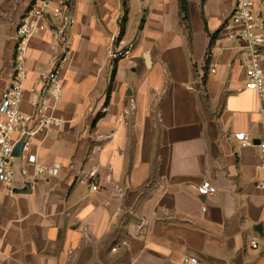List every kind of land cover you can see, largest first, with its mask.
<instances>
[{
    "label": "crops",
    "instance_id": "obj_1",
    "mask_svg": "<svg viewBox=\"0 0 264 264\" xmlns=\"http://www.w3.org/2000/svg\"><path fill=\"white\" fill-rule=\"evenodd\" d=\"M30 1L0 0V96ZM63 1L75 48L54 104L62 125L0 184V264H264V96L246 88V44L222 32L235 0H186V20L178 0H128L121 37L122 0ZM51 42H29L28 89ZM204 182L214 195L198 194Z\"/></svg>",
    "mask_w": 264,
    "mask_h": 264
},
{
    "label": "built area",
    "instance_id": "obj_2",
    "mask_svg": "<svg viewBox=\"0 0 264 264\" xmlns=\"http://www.w3.org/2000/svg\"><path fill=\"white\" fill-rule=\"evenodd\" d=\"M74 23L63 0H31L15 29L12 78L0 96V184L10 186L15 179L12 153L18 143L22 141L20 160L36 165V156L31 153L36 137L62 125V121L54 115V104L62 100L64 95L62 73L75 48V35L72 33ZM46 31L52 33L48 72L38 78L34 87L28 89L31 82L29 42L37 34ZM222 32L229 41H242L246 44V88L263 97L264 0H235L234 10L223 25ZM122 56L119 53L114 57L118 59ZM215 68L213 66L212 73H215ZM27 92L30 98L26 102ZM24 104L28 105L29 112L24 111ZM236 139L244 148L251 146L245 133L237 134ZM258 149L260 161L257 187L264 193V139L259 142ZM20 171L22 176L26 174L25 170ZM42 173L43 170L36 167L35 174ZM91 187L97 188L95 185ZM197 191L203 197L216 193V189L208 182H204ZM251 246L256 249L258 244L253 241ZM182 264L202 263L195 257L186 256Z\"/></svg>",
    "mask_w": 264,
    "mask_h": 264
},
{
    "label": "trees",
    "instance_id": "obj_3",
    "mask_svg": "<svg viewBox=\"0 0 264 264\" xmlns=\"http://www.w3.org/2000/svg\"><path fill=\"white\" fill-rule=\"evenodd\" d=\"M179 4H180V11L181 14L183 15V20H186L188 17V6H187V1L186 0H178ZM127 2L128 0H123L122 1V6L123 9L125 10V15H127ZM124 21L126 22V16L124 18ZM124 32V27L121 28V35ZM98 118H100V115L98 116Z\"/></svg>",
    "mask_w": 264,
    "mask_h": 264
},
{
    "label": "water",
    "instance_id": "obj_4",
    "mask_svg": "<svg viewBox=\"0 0 264 264\" xmlns=\"http://www.w3.org/2000/svg\"><path fill=\"white\" fill-rule=\"evenodd\" d=\"M21 151H22V141L16 145V147L13 150L12 157L13 158H20L21 157ZM259 232L262 233V226H259Z\"/></svg>",
    "mask_w": 264,
    "mask_h": 264
},
{
    "label": "rangeland",
    "instance_id": "obj_5",
    "mask_svg": "<svg viewBox=\"0 0 264 264\" xmlns=\"http://www.w3.org/2000/svg\"><path fill=\"white\" fill-rule=\"evenodd\" d=\"M123 1V0H122ZM123 7V6H122ZM125 16H126V22H127V16H128V4H127V15H125V10L123 9V16L121 17V19H120V29L122 28V27H124V30H125V26H126V22L124 21V18H125ZM124 33V32H123ZM123 35V34H122ZM121 35V31H120V37L122 36ZM114 60V59H113ZM114 68H115V66L112 64V72H113V70H114Z\"/></svg>",
    "mask_w": 264,
    "mask_h": 264
}]
</instances>
